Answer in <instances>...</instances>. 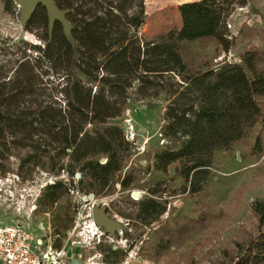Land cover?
Segmentation results:
<instances>
[{"label": "trees", "instance_id": "trees-1", "mask_svg": "<svg viewBox=\"0 0 264 264\" xmlns=\"http://www.w3.org/2000/svg\"><path fill=\"white\" fill-rule=\"evenodd\" d=\"M3 1V0H0ZM10 3L11 0H5ZM61 10L69 11L67 19L72 26L70 37L56 22L49 37L47 11L39 6L27 22L26 31L36 27L47 30L46 47L22 42V56L15 65L14 74L0 83V160L7 150L6 135L11 143L33 148L22 167L47 159L58 176L65 171L63 157H69L72 177L75 165L89 157L109 156L107 165L89 161L82 168L95 177L109 181L121 169L116 159L118 128H95L86 131L89 124L102 125L122 115L131 100L129 92L136 90L140 99L157 98L164 94L169 102L166 132L172 137L184 138L179 150L156 155V168L166 173L169 166L179 164L178 174L184 179L190 196L200 193L210 174L215 151L230 147L246 137L258 124L264 122L260 98L264 97V49L246 51L241 63L225 62L215 68L194 66L188 62L181 48L187 42L177 30L147 40L139 36L146 19L145 0H54ZM202 5L213 14L220 12V0H203ZM223 44L220 32L211 36ZM228 48V47H227ZM35 50L38 55H29ZM18 53V52H17ZM64 66L67 72L66 110L52 99L38 104L41 94L37 86L44 84L47 65ZM73 69L84 78L72 76ZM42 149V150H41ZM54 150L56 154H49ZM252 154L264 155V143L259 136ZM48 155V156H47ZM132 179L128 178L126 187ZM67 193V187L55 183L47 188L42 207L48 209L55 199ZM142 219L154 216L158 209L153 200L142 206ZM254 228L241 226V235L232 247L221 251L215 264H264V200L254 202ZM206 215L174 231H163L155 245V253L169 249L196 225L206 226ZM201 264V263H198Z\"/></svg>", "mask_w": 264, "mask_h": 264}, {"label": "rangeland", "instance_id": "rangeland-1", "mask_svg": "<svg viewBox=\"0 0 264 264\" xmlns=\"http://www.w3.org/2000/svg\"><path fill=\"white\" fill-rule=\"evenodd\" d=\"M202 1L145 0L146 19L139 36L151 40L177 30L187 40L181 48L184 58L204 69L215 68L225 62L241 63L246 51H263L264 0H220V12L227 17L213 14L202 5ZM0 2V83H4L8 76L14 74L15 65L10 60L15 62L22 56V42L44 49L47 30L40 26L32 32L26 31L21 23L22 9L16 1ZM217 32L223 34V44L211 38ZM27 52L34 57L38 55L35 50ZM47 66L49 68L43 70L47 73L44 84L36 88L41 94L38 104L45 105L44 101L50 98L67 111L65 95L61 92L66 86L67 72L59 63L55 68L50 64ZM72 76L84 78L77 69H73ZM129 94L131 100L120 117L102 125L86 126L88 132L95 128L100 131L106 128L120 130L116 135L118 147L115 160L121 164V173L110 177L111 199L102 196L98 202L103 200V203L110 204L115 211L112 214L122 228L120 236L102 246V250L98 249L97 241H91L87 249L81 250L83 261L91 259L90 264H106L103 261L106 257L104 251H111L113 247L117 249V254L111 255L110 259H118L119 264L217 263L222 249L232 247V242L241 235V226L254 228L252 206L254 202L264 200V155L259 159L252 154L259 136L264 143V122L258 123L246 137L230 147L215 151L203 190L190 196L185 190L184 179L178 174L179 164L169 166L166 173L156 168L157 154L179 150L184 141V138L172 137L166 132L169 124L166 119L169 104L166 96L160 94L157 98L140 99L135 89ZM259 101L264 110V97ZM6 138L7 150L0 160V225L23 224L38 237H44L49 234V226L54 224V215L49 209L39 213L36 206L47 188L55 183L76 187L78 183L75 180L78 174L81 178L80 168L85 160L75 165L73 170L78 174L73 177L69 167L71 159L67 156L61 160L65 171L58 176L45 164L47 159L22 167L33 148L11 143L12 135H6ZM54 154L56 152L52 150L49 155ZM106 158L107 155L98 154L88 159L106 164ZM124 176L132 179L126 191L120 189ZM69 189L71 192L60 201L63 207L74 206L79 201L86 204L83 195L71 186ZM133 191L138 193L137 199L141 195L142 198L133 200L130 193ZM146 200H153L166 208L161 219L147 229L133 222L139 220L136 209ZM204 215L206 226L196 224L161 255L155 253V245L163 231L180 229ZM42 224L46 229L39 228ZM74 238L73 235L71 241ZM63 239L68 241L69 237Z\"/></svg>", "mask_w": 264, "mask_h": 264}, {"label": "flooded vegetation", "instance_id": "flooded-vegetation-1", "mask_svg": "<svg viewBox=\"0 0 264 264\" xmlns=\"http://www.w3.org/2000/svg\"><path fill=\"white\" fill-rule=\"evenodd\" d=\"M107 161L106 164H101L102 166L107 165L110 160L109 156L107 155ZM91 160L87 159L85 163L89 162ZM93 161V160H92ZM99 162V161H97ZM83 166V165H82ZM81 170V178L78 179L76 178L75 182L78 184L75 186H72L71 184L66 185L67 187V193L71 189H69V186H71L73 189L75 188L77 192L80 195H83V201L86 203L80 204V201L78 203H75V205L69 207H63L61 204V199L63 198L64 195L67 193L63 194L61 197H58L57 199L54 200V202L51 204V206L48 208L51 210V213H53V226H49L48 231L49 234L56 239V243L58 246H61L62 244H66L67 248L70 249H75V251H81L84 249H87L89 246L88 244L91 243V241H97L98 242V249L102 250V246L107 244L110 240L113 241L114 238H117L120 236V230L121 228H117L114 233H109L106 231L105 227L99 226L94 217V212H102L105 216H107L110 220L114 221L117 224H120L117 220L116 217L112 214L115 213V211L112 209L110 204L108 203H103V200L100 202L99 199L100 197L104 196V199H111L110 197L112 196L110 194V184L112 183L110 180L109 181H104L102 179H99L98 177H95L93 173L90 172L89 169L85 168H80ZM121 173V171H118ZM116 172V173H118ZM115 173V174H116ZM129 177L124 176L122 178V182L120 184V189L121 190H127L129 187H126V181ZM131 185V184H130ZM136 192V191H133ZM133 192L131 193L132 199L133 200H139L142 198V195L139 199L135 198L133 196ZM123 194V193H122ZM44 196V195H43ZM42 196V198H43ZM92 196V198H90ZM82 198V197H81ZM147 201V200H146ZM145 201H142L139 204V207L136 209L137 211V218H139L138 221L133 220L137 225H140L144 228H148V226H151L154 224L156 221H159L164 214V212H161V209H158L156 214L146 220L142 219L141 211H142V204ZM160 205V204H158ZM163 207L162 205H160ZM37 210L39 213L44 211V208L42 207V201L40 200L39 205L36 206ZM70 218V219H68ZM93 222V223H92ZM93 226H92V225ZM121 225V224H120ZM93 227V229H92ZM40 229H46L45 224H42L39 226ZM89 228L90 231H89ZM91 232V234H90ZM85 233V235H84ZM87 234V235H86ZM74 235V239L71 241V238ZM93 235V236H92ZM77 236H81L85 239L83 242H77L78 240H75ZM92 237L88 239L87 237ZM63 237H69V240L66 242ZM90 240V241H89ZM88 242V243H87ZM104 254L106 257H104V263L106 264H119L118 259H114L111 261L110 257L111 255H116L117 254V249L113 248L111 251H104ZM85 262V261H84Z\"/></svg>", "mask_w": 264, "mask_h": 264}, {"label": "built area", "instance_id": "built-area-1", "mask_svg": "<svg viewBox=\"0 0 264 264\" xmlns=\"http://www.w3.org/2000/svg\"><path fill=\"white\" fill-rule=\"evenodd\" d=\"M77 242L83 237L77 236ZM50 234L38 237L23 224L0 225V264H90L66 244L58 246Z\"/></svg>", "mask_w": 264, "mask_h": 264}, {"label": "water", "instance_id": "water-1", "mask_svg": "<svg viewBox=\"0 0 264 264\" xmlns=\"http://www.w3.org/2000/svg\"><path fill=\"white\" fill-rule=\"evenodd\" d=\"M19 7L22 9V16H21V23L25 28L27 22L32 18L33 14L35 13L36 9L39 6H43L48 15L49 20V35H52V31L56 22H60L64 28V33L70 37L72 26L70 25L67 14L69 11L61 10L55 3L54 0H15ZM77 178H80V174L77 175ZM133 196L138 198L139 195L137 192H133ZM92 198V196H90ZM94 217L96 223L101 226L105 227L106 231L109 233H114L117 228H121L120 224L115 223L114 221L110 220L107 216H105L102 212L95 211Z\"/></svg>", "mask_w": 264, "mask_h": 264}, {"label": "bare ground", "instance_id": "bare-ground-1", "mask_svg": "<svg viewBox=\"0 0 264 264\" xmlns=\"http://www.w3.org/2000/svg\"><path fill=\"white\" fill-rule=\"evenodd\" d=\"M129 125H130L131 129L134 130V127L132 126V124L130 123ZM92 223H93V222H92ZM91 225H92V224H91ZM92 226H93V225H92ZM90 229H91V228H89V231H90ZM92 229H93V227H92ZM90 234H91V232H90ZM84 235H85V233H84ZM86 235H87V234H86ZM92 236H93V235H92ZM87 238H90V237L88 236Z\"/></svg>", "mask_w": 264, "mask_h": 264}, {"label": "crops", "instance_id": "crops-1", "mask_svg": "<svg viewBox=\"0 0 264 264\" xmlns=\"http://www.w3.org/2000/svg\"><path fill=\"white\" fill-rule=\"evenodd\" d=\"M2 6V3L0 2V7ZM77 253H81V254H83V252L82 251H76Z\"/></svg>", "mask_w": 264, "mask_h": 264}]
</instances>
